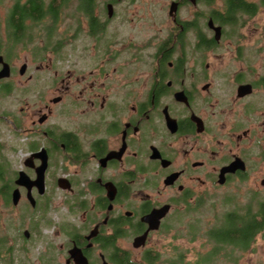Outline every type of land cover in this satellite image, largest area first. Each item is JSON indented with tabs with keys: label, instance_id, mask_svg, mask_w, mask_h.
<instances>
[{
	"label": "flooded vegetation",
	"instance_id": "obj_1",
	"mask_svg": "<svg viewBox=\"0 0 264 264\" xmlns=\"http://www.w3.org/2000/svg\"><path fill=\"white\" fill-rule=\"evenodd\" d=\"M225 1L191 17L213 0L55 4L32 52L41 87L0 112L3 264H152L157 234L245 180L264 213V20L241 31L264 0Z\"/></svg>",
	"mask_w": 264,
	"mask_h": 264
},
{
	"label": "rangeland",
	"instance_id": "obj_2",
	"mask_svg": "<svg viewBox=\"0 0 264 264\" xmlns=\"http://www.w3.org/2000/svg\"><path fill=\"white\" fill-rule=\"evenodd\" d=\"M222 1L223 0H213L212 5H207V7L201 5L197 9H193V7L188 8L189 6L186 5L185 11L183 12L187 14L188 17H191L195 10L204 12L220 7ZM11 3L12 0H2L0 2V36L3 38L1 45L2 51L8 48L7 42L9 40L7 39L4 18L7 8ZM163 15L165 19L168 18L167 14ZM263 20L264 11H259L255 17L249 20V23L245 25L241 31H248L254 34L256 32L254 27L256 21L258 26V23ZM41 28L42 26H38L34 29L42 32ZM57 29L59 32H62L63 22ZM43 38L44 36L39 33L33 38L32 42L27 44H14L11 42L13 47L9 46L7 53L2 52L4 59L14 67V70L4 83L6 84L8 82L9 85H6V87L10 89L6 90L5 85L0 84V112L7 108L13 109V107H18L24 104V102L31 100L34 89L41 87V85L37 84L36 80L34 83L30 81L31 78H29V75L33 74L37 62L41 59V57H39V59L34 60L32 52L37 50L38 46L36 45H42L43 41L41 44L39 42ZM258 48H261L260 43L257 44V49ZM24 63H26L27 66L25 72L21 74L19 70ZM38 77L40 76L38 75ZM12 134L13 133L9 131L7 126L0 125V136L6 138L3 140L10 139ZM7 148L8 146H6L4 150L8 153ZM15 153L14 150L12 155L13 161L15 158V161L19 162L25 150L19 151L17 157H15ZM8 154H11V152ZM13 163L16 165L15 162ZM259 186L258 183L257 186H254V184H250L246 180L236 184H227L224 188L215 186L213 190L211 189L209 191L206 206L191 215L179 216V220L173 224L171 230L160 232L155 236L153 239V244H155L153 250H155L158 255L157 260L152 264H168L169 261L180 257L184 258V264H195L199 258H203L206 254L208 255L210 250H213L214 245L219 252L213 257L211 255V259L207 264H264V229L255 236L253 242L246 250L214 242L207 236L208 231L214 226L221 224L224 216L228 212H237L241 214L248 210L251 212L259 210V199L257 197L262 195L256 196L254 194V190H257ZM134 252L140 255L141 250H135ZM0 264H3V261H0Z\"/></svg>",
	"mask_w": 264,
	"mask_h": 264
},
{
	"label": "trees",
	"instance_id": "obj_3",
	"mask_svg": "<svg viewBox=\"0 0 264 264\" xmlns=\"http://www.w3.org/2000/svg\"><path fill=\"white\" fill-rule=\"evenodd\" d=\"M63 1L65 0H12L4 18L7 39L9 40H7L8 48L4 51L1 50L3 38L0 36V54L7 53L9 46H12L11 42L14 44H27L32 42L33 38L40 33L39 30H35L34 28L38 26H44L45 28L49 19L52 23L56 22L61 17L58 9ZM246 1L226 0L225 4L231 15L237 12L253 14V5ZM48 39L46 38L44 41ZM259 215H264V213L258 214L257 211L251 212L250 210L241 214L228 212L224 216L221 224L214 226L208 232V235L214 242L245 250L251 241L254 240L257 231L263 226L264 216L258 219L257 217ZM217 250L214 245L213 250L208 255L198 259L197 264H204L206 262L205 260L211 257L210 255L213 257L219 252ZM155 260H157V257H151L150 262L153 263ZM207 263L208 260L205 264Z\"/></svg>",
	"mask_w": 264,
	"mask_h": 264
},
{
	"label": "water",
	"instance_id": "obj_4",
	"mask_svg": "<svg viewBox=\"0 0 264 264\" xmlns=\"http://www.w3.org/2000/svg\"><path fill=\"white\" fill-rule=\"evenodd\" d=\"M215 29H217V32L219 31V27H215ZM25 69H26V64H22L19 72L22 74L23 72H25ZM11 74V70H10V66H9V63L7 61L4 60V57L2 54H0V79H3V78H8ZM156 212H160L159 210H157ZM161 213V212H160ZM160 213H154L151 214V215H154L156 217L157 220H159V218L164 215L162 212L161 214ZM154 227H157V225L155 224ZM135 245H138V244H135Z\"/></svg>",
	"mask_w": 264,
	"mask_h": 264
}]
</instances>
